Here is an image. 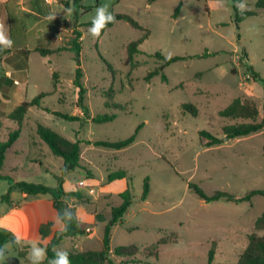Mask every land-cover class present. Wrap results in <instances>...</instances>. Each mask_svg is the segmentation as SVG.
I'll list each match as a JSON object with an SVG mask.
<instances>
[{
	"label": "rangeland",
	"instance_id": "rangeland-1",
	"mask_svg": "<svg viewBox=\"0 0 264 264\" xmlns=\"http://www.w3.org/2000/svg\"><path fill=\"white\" fill-rule=\"evenodd\" d=\"M62 1L64 12L53 22L60 28L61 53L51 55V63L47 65L38 53L31 54L27 82L18 86L19 94L11 98L8 109L43 93L50 95L41 100L42 109L75 113L79 105L78 89L73 85L77 65L69 46L73 31L78 30L85 88L84 122L82 125L69 122L31 107L21 138L9 154L23 150L26 154L22 159L25 158L28 142L41 140L36 134L38 124L63 137L110 142L127 139L142 127L135 142L122 151L83 146L81 165L84 167L75 169L72 176L76 178V188H84L80 199L84 206L93 209L95 219L100 216L102 221L84 224L92 235L64 238L57 250L102 249L105 226L112 218L109 210L113 204L120 203V198L102 193L88 179H105L104 184L109 173L125 171L134 200L112 229L113 264H208L212 246L213 264H237L256 219L264 213V196L257 195L251 202L239 204L206 203L188 184L198 185L207 195L224 191L240 196L264 190V131L225 140L222 128L243 120L219 115L233 100L240 99L257 106L258 122L264 117V83L255 82L247 70L252 68L264 80V9L255 8L258 0H241L247 8L243 12L236 8L243 17L236 25L231 0H82L77 8H73V0ZM180 3L181 12L175 18ZM66 4L69 7H64ZM101 5H107L113 15L131 16L144 30L119 20L104 28L98 38L92 37L88 30ZM247 11L257 15L244 17ZM77 20L81 26L76 25ZM145 30L149 36L131 59L127 47L140 40ZM156 53L166 58L186 59L164 66L155 57ZM203 54L206 56L202 57ZM159 67L162 72L147 80L148 73ZM162 74L167 77L166 82ZM184 104L193 105L196 115L184 110ZM113 105L124 106V111ZM102 115H116V118L107 123L91 121ZM0 123V140H6L8 128L17 125L7 119H1ZM202 130L224 141L209 146L199 136ZM42 144L31 149V156L42 151L38 159L43 166L28 164L14 172L8 167L13 162L9 157L0 174L14 181L56 188L55 175H61L62 158L54 156L46 143ZM146 178L150 190L142 201ZM80 182L84 185H79ZM10 187L8 180L0 179V212L8 207L9 202L3 196ZM15 192L22 191L15 189ZM44 207L51 210L47 202ZM161 239L168 243L159 246V257H148V250ZM38 240L40 236L34 233L30 240L24 241L29 246L25 258L20 257L17 246L6 244L0 250V264H33L30 252L33 245L41 248ZM128 245L140 249V254L134 257L136 262L114 256V248ZM42 261L39 264H44Z\"/></svg>",
	"mask_w": 264,
	"mask_h": 264
},
{
	"label": "trees",
	"instance_id": "trees-1",
	"mask_svg": "<svg viewBox=\"0 0 264 264\" xmlns=\"http://www.w3.org/2000/svg\"><path fill=\"white\" fill-rule=\"evenodd\" d=\"M73 8H77L79 3L82 0H73ZM155 1V0H151ZM234 4V22L236 25L240 23L243 19L242 16L238 14L235 4L240 3L241 0H231ZM68 7V4L65 5ZM182 3L178 5L175 10L174 17H178L181 12ZM255 8L257 10L264 9V0H258L255 4ZM257 15L254 11H247L243 13L244 17L255 16ZM115 22L108 23L105 28L112 27L117 21L123 20L129 23L133 28L144 30V28L131 16L125 14H114ZM92 25V22L90 23ZM74 38L71 41L70 50L74 53V61L76 62L77 68L75 71V77L73 80V85L78 89L77 91V103L79 106L86 111L85 106L83 105V97L85 93V88L82 83L83 72L81 68V43L79 39L81 37V33L77 30L73 32ZM149 36V31L145 30L144 36L135 42H132L127 47V53L131 59L140 52L139 46L147 39ZM38 52L42 56H46L51 54L52 51L39 49ZM9 53V51L5 50L2 46H0V57ZM206 54H203L202 57H205ZM155 57L162 60L164 66H168L177 61L185 60L186 57H164L160 53H156ZM132 66L135 67V64L132 63ZM248 72L252 76L255 82L264 83L258 73H256L252 68H247ZM162 72V67L156 68L151 71L147 75V80L152 79L154 76L159 75ZM54 76V73H53ZM162 80L167 81V77L162 74ZM47 95L50 94H39L36 98L31 101H24L18 104L14 110L6 117L5 119L17 124L16 128H8V136L6 140H0V173L5 166V162L7 159V151L19 140L22 132L23 124L26 120L28 110L31 107H39L41 106V100L44 99ZM114 108H117L121 111H124V106L122 105H113ZM183 109L190 112L192 115H196V108L191 104H184ZM46 111L51 112L55 117L64 119L69 122H80L81 125L84 120L78 116L64 114L59 111H51L46 109ZM219 115L223 118L231 119V120H243V122L238 124H230L226 125L222 128L223 137L225 140L236 139L241 137H246L251 134L257 133L259 131H264V117L261 121H257L259 110L257 106L252 102H242L240 99H235L232 101L230 105H228L225 109L219 112ZM116 118V115H102L96 116L91 119L94 123H107L111 122ZM1 122V120H0ZM2 127V123H0V129ZM142 126H139L135 133L128 137L127 139L110 142V141H85V143L93 145L95 147H103L107 149L113 150H121L132 145L137 137L138 131ZM1 133V132H0ZM36 134L40 137V139L46 143L54 155L63 158L64 167L62 170V174L58 177V187L51 188L41 184L30 183L26 181H14L13 178L9 176H3L0 174V179L8 180L11 183V187L8 193L3 196V199L9 201V196L12 189H19L30 196L43 195L49 196L51 198L54 209L57 211L58 218L64 225L62 231H58L53 234L52 238L47 244H39V246L45 250L46 253V264H51L57 256L56 253L59 251L57 247L62 243L64 238H76L78 236L89 235L90 232L88 228L82 223L76 216L75 210L70 208L65 201V198L75 197L77 199H82V195L79 192L71 191L65 192L63 190V177L73 172L75 169L80 168V160H81V150L80 143L81 141H71L67 138L63 137L56 131L52 130L49 127L43 126L41 124L37 125ZM199 136L201 139L207 141L209 146L219 145L224 140L222 138L216 137L206 130H202L199 132ZM1 137V134H0ZM126 177L125 171H118L114 173H110L108 175V181H113L116 179H121ZM189 189L195 193L200 199L205 201L206 203H212L217 201L224 202H233L236 204L243 202H251L252 198L261 195L264 196V190H253L244 195L236 196L232 195L228 192L224 191H215L211 195H207L202 188L198 185L189 183ZM149 179L146 178L144 180V188L141 196V200L144 201L147 199L149 195ZM119 197L122 200L121 205L117 207H111V220L106 224L104 230V236L102 240V249L95 250H87L82 252L76 251H66L68 253L69 260L71 264H113V261L110 257L111 254V239H112V229L116 226L120 220L124 217V215L128 212L129 208L133 204L134 197L132 195L130 186L120 193ZM97 221L100 220V216H97ZM52 227L53 222H47L40 226L39 234L42 239H46L52 235ZM260 232L262 234H260ZM8 243H11L13 246H17L19 248V255L22 258H25L28 253V245L24 244V241L19 239L17 242L16 235L10 230L0 228V250ZM168 242L164 239L158 241V243L152 245L151 249L148 250V257H154L155 259L159 257V246L163 244H167ZM21 245H23L22 248ZM114 256L120 257L122 259H131L132 263L138 254H140V249L136 245H128V246H118L113 250ZM215 257L214 247L212 246L208 251V264H213ZM134 262V263H135ZM237 264H264V213L259 216L254 223V231L248 237V245L246 249L241 253L238 259Z\"/></svg>",
	"mask_w": 264,
	"mask_h": 264
},
{
	"label": "crops",
	"instance_id": "crops-1",
	"mask_svg": "<svg viewBox=\"0 0 264 264\" xmlns=\"http://www.w3.org/2000/svg\"><path fill=\"white\" fill-rule=\"evenodd\" d=\"M62 3H63L62 0H49V1L0 0V21H2L5 25L6 35L8 36V38H10L13 41V46L11 48H4L2 46L5 50L9 51V53L0 57V120L5 119L4 117L8 116L17 106L16 105L11 110L8 109V105L11 101V98L14 96H18L19 94L18 86H21L22 82H27L29 75V60L31 54L34 52L38 53L40 57H42L43 63L47 65L51 63L50 60L51 55H57L61 53L60 52L61 50L58 49L59 46L58 42L60 41L58 34L60 33V28L58 24L53 25V22H55V20L59 18V13L64 12ZM76 25L81 26L78 20L76 21ZM39 49L50 50L52 51V53L46 56H42L38 52ZM69 50H70V46H69ZM36 108L42 109L41 106ZM75 109H76L75 113H73L72 115L84 119L83 109L79 105H76ZM42 111H45V113L48 114H52L51 112L46 111V109H42ZM13 124L17 125L15 123ZM64 137L71 141L79 140L65 135ZM41 141L42 140L36 139L32 143L28 142L26 147L28 148L26 150L27 155L23 159L22 157L24 156V154H26L23 150L22 151L20 150V152L14 150L13 151L14 154H9V151L18 142L17 141L7 151V158L9 157L13 158V162L9 163L10 164L8 166L9 169L16 172L20 168L22 170V168L25 165L26 167H28V164H32V165L38 164L39 166H43L44 163L40 159H38L39 158L38 156L42 152L41 150H40L41 152L37 156L36 155L31 156L32 153L31 149L33 147L35 148L42 147L43 142ZM79 141H81L80 143V149H81L80 165H81V161H83V146L86 145L90 146V144L85 143V141H91V140L86 139ZM122 150L124 149L118 151H122ZM51 153L53 154L52 151ZM63 167H64V160L62 158V163H60L59 166L60 174H62ZM82 167L84 166L81 165L80 168L82 169ZM72 174L73 173L71 172L63 177V185H62L63 190L65 192L75 191L83 195L84 188H79V190L78 188H76L75 186L76 178L72 176ZM55 176L56 178H58L61 175H55ZM103 180L105 179L101 180L96 177H90L88 179V182L90 184L95 185L96 188L98 187V189H100L102 193H105L107 195H110L111 197H116V198L119 197L120 193L124 192L129 185L128 179L126 177L121 179H116L113 181H108V176H107V182L104 184H103L104 182ZM57 187H58V180H57ZM16 195L17 197H15ZM15 198L18 199L14 200ZM65 201L70 208H73L75 210V214L77 218L84 224L95 223V221L96 223L98 222L95 219V214L93 212V209L86 208L84 206L85 204L80 199H77L75 197H69V198H65ZM8 202H9L8 207L4 209L2 212H0V228L10 230L16 235V237H19V239L22 241L30 240L31 237L34 235V233H38V235L40 236L39 228L42 224L47 222H53V227H52L53 233L50 237L46 239H42L40 236V240L37 241L38 245L41 243L47 244L52 238L54 233L58 231H62L64 228V225L61 222V220L58 218L57 211L54 209L51 198L49 196H43V195L30 196L24 193L23 191L20 192V194H17V192H15V189H12ZM45 202L49 204L51 210L44 207ZM121 203L122 200L120 198V203L116 206L113 204L112 207H117L121 205ZM109 211L111 214V208ZM59 247L60 245L57 248ZM45 259L41 263H44Z\"/></svg>",
	"mask_w": 264,
	"mask_h": 264
},
{
	"label": "clouds",
	"instance_id": "clouds-1",
	"mask_svg": "<svg viewBox=\"0 0 264 264\" xmlns=\"http://www.w3.org/2000/svg\"><path fill=\"white\" fill-rule=\"evenodd\" d=\"M236 8L243 12L246 10L247 5L243 2L237 3ZM115 16L108 11L107 5H101L96 9V15L92 19V26L89 28V33L92 37L98 38L101 31L106 27L108 23H114ZM0 46L4 48H11L13 46V41L6 35L5 25L0 21ZM17 242H19V237H17ZM45 250L32 246L30 252V258L33 264H39L40 261L45 257ZM2 255V254H0ZM57 258L51 262V264H71L69 260L68 253L66 251H58L56 253Z\"/></svg>",
	"mask_w": 264,
	"mask_h": 264
},
{
	"label": "built area",
	"instance_id": "built-area-1",
	"mask_svg": "<svg viewBox=\"0 0 264 264\" xmlns=\"http://www.w3.org/2000/svg\"><path fill=\"white\" fill-rule=\"evenodd\" d=\"M46 1H49V0H46ZM79 185H84V182H80V184Z\"/></svg>",
	"mask_w": 264,
	"mask_h": 264
}]
</instances>
